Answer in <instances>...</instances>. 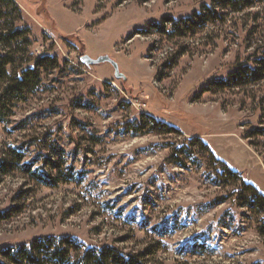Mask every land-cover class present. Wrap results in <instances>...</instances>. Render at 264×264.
<instances>
[{
    "label": "rangeland",
    "instance_id": "1",
    "mask_svg": "<svg viewBox=\"0 0 264 264\" xmlns=\"http://www.w3.org/2000/svg\"><path fill=\"white\" fill-rule=\"evenodd\" d=\"M210 1L0 0L11 82L26 61L59 58L34 86L0 84V160L24 155L0 175V264H12L3 251L22 247L42 261L39 241L62 244L67 259L115 247L148 251V264H264L260 215L218 185L201 148L264 195V137H249L264 129V79L216 84L263 54L264 3L173 31ZM10 27L28 42L7 48L1 31ZM82 55H108L126 80L107 63L81 64Z\"/></svg>",
    "mask_w": 264,
    "mask_h": 264
},
{
    "label": "trees",
    "instance_id": "2",
    "mask_svg": "<svg viewBox=\"0 0 264 264\" xmlns=\"http://www.w3.org/2000/svg\"><path fill=\"white\" fill-rule=\"evenodd\" d=\"M4 1L10 6L17 8L13 0ZM261 3H264V0H211L210 5H204L198 14L194 13V17L180 21V23L173 24V31L177 32L178 36H183L181 35V30L191 29L197 23V19H203L204 25H206L207 23H223L226 13H241L254 7L256 4ZM9 29V31H6V29H3V31H1L2 33L5 32L4 38L6 39L7 48L15 45V41L19 38H24V40H26V43L28 42V39L25 37L23 31L15 30L13 27H10ZM157 32L160 34H165L164 30H159ZM8 54L9 53H6L4 55L0 54V84L2 85L10 81L9 76L12 72L13 63L9 59ZM28 64H32L33 66L27 67ZM58 66L59 58L57 56L43 55L36 59H30L24 63V67H22L20 75L17 76L16 80H14V82H10L15 85L16 91L20 92L26 88H29L30 86H34L39 83L41 81V77L44 74H52L53 70H55ZM263 79L264 50L261 56L255 57L251 67H238L233 73L228 76L227 79L219 80L216 82V84L220 89H225L229 88L231 85L232 87H238L242 82V84H250L252 82L262 81ZM15 89L13 90V92L15 91ZM3 90L5 91V93L0 94V116L7 100V90ZM149 120L155 126L166 127L164 123L155 121L152 118H150ZM141 123H143V121H140V126ZM136 124H138L137 121ZM138 126H136V128H139ZM166 129L170 132L178 133V131L173 128L167 127ZM252 136L264 137V129H253L249 134V137ZM191 143H200V141L198 138H194V140H191ZM201 146V148H203L207 152L211 160V164H213V169L215 170L216 177L219 180L216 181L219 182L218 185H222L224 184L223 182H227V184L233 190L230 194V196H232L233 198V201L239 205L246 207L249 211H251V213L260 215L261 220L258 224L257 231L260 236L264 237V195L254 185L244 181L241 175L236 170L230 168L223 162H219L218 160H216L212 156V154L208 152L206 145ZM185 149L186 147L184 146L183 149L182 147L179 149L174 148V151L177 154H183ZM7 155L8 158L0 160V175L9 172L14 165L18 166L24 159V155L20 153L15 154L14 152H9ZM175 164L180 167L185 166L178 159H176ZM27 167L30 171V166ZM51 167L54 170L58 168L56 165H51ZM37 243V245L39 246L35 248L37 250H41L42 261L36 259L35 255L32 254L33 249L28 250L23 247L14 250L13 254H11L12 250L10 249L3 251L2 255L12 264H21L18 262L20 259H22V257L24 258V260H26L27 264H39V262L43 263L44 261H48L50 262V264H148L149 262L147 257V255H149L148 251L124 253L115 247H104L98 251L90 249L83 252L81 256L78 255L75 256V258L70 257L69 259H67L64 256V253H66L67 251H63L61 247L62 244L54 245L52 243L51 245H49V247H46L45 244L40 245V241Z\"/></svg>",
    "mask_w": 264,
    "mask_h": 264
},
{
    "label": "water",
    "instance_id": "3",
    "mask_svg": "<svg viewBox=\"0 0 264 264\" xmlns=\"http://www.w3.org/2000/svg\"><path fill=\"white\" fill-rule=\"evenodd\" d=\"M79 61L81 62V64L85 66H93V65H100V64L107 63L112 67L114 71V77L116 79H122L123 81L126 80V77L124 76V74L119 71L117 62L113 58L109 57L108 55H100L95 59L89 57L88 55H82L79 57Z\"/></svg>",
    "mask_w": 264,
    "mask_h": 264
}]
</instances>
